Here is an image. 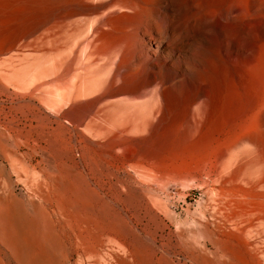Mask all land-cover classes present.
Masks as SVG:
<instances>
[{
    "label": "rangeland",
    "instance_id": "obj_1",
    "mask_svg": "<svg viewBox=\"0 0 264 264\" xmlns=\"http://www.w3.org/2000/svg\"><path fill=\"white\" fill-rule=\"evenodd\" d=\"M179 4L187 5L181 1L175 3L176 6ZM150 6L158 9V14L166 12L163 1L156 0ZM80 10L75 18L50 21L18 37L0 38V210L14 199L27 213L51 215L58 228H76L74 224L61 227V223L66 224L65 213L40 199L39 186H49L59 172L67 174L76 168L90 172L98 165L110 171L109 175L113 174L107 173L106 183L113 185L109 195L116 207L119 205V183L123 182L126 192L123 214L128 219V226L142 234L147 247L155 248L161 264H208L209 257L227 258L225 250L228 248L245 257L239 242L229 235L234 217L226 207L233 203L220 193L222 173L209 163H203L202 148L196 155L192 150L194 141L203 139L209 125L202 123L198 130L199 114L194 113L193 106L191 113H187L181 101L155 132L148 128V122L158 121L156 86L151 81L158 72L153 71H159L161 67L167 84L177 85L179 89L190 87L194 70L182 61L184 55L190 54L192 37L198 39L204 50H209L217 31L209 26L194 33V22L188 15H182L174 19V31L167 33L166 21L160 17L161 28L155 29L154 34H166L175 47H167L166 38L157 47L147 34L138 35L137 21H127L120 29L104 24L102 28L107 29L108 34L100 37V21L113 10L106 5V0H87ZM226 29L229 33V27ZM257 29H260L259 24L255 26V34ZM139 36L147 44L148 65L141 67L136 66L140 59L136 54ZM122 60L125 62L120 64ZM22 72L25 78L19 81ZM137 72L146 76L144 83H124L122 78ZM64 88L66 91L62 93ZM116 88L122 90L114 93ZM56 89L68 95L66 102L60 104ZM54 109L58 110L59 117H55ZM118 123L127 128L124 132L127 144L115 143L109 148L105 146L106 137L103 138L105 131ZM25 133H32V136L26 140L22 137ZM37 134H44L45 138L36 141ZM243 147L238 146L239 150L235 148L233 153L245 154ZM146 148L155 151L153 159L139 155L141 149ZM62 152L73 154L75 163L72 164ZM44 155L61 159L51 166L43 162ZM161 160L168 167H162ZM246 229L249 232L246 233L252 235L249 240L264 250V228ZM214 239L218 240L216 246ZM108 244L105 242L103 247L100 246L97 255L75 251L69 256L70 262L101 264L109 250ZM145 257L149 256L146 254Z\"/></svg>",
    "mask_w": 264,
    "mask_h": 264
},
{
    "label": "bare ground",
    "instance_id": "obj_2",
    "mask_svg": "<svg viewBox=\"0 0 264 264\" xmlns=\"http://www.w3.org/2000/svg\"><path fill=\"white\" fill-rule=\"evenodd\" d=\"M86 1L0 0V38L18 37L38 29L47 22L75 18L80 14V7ZM155 1L106 0V5L113 10L101 19V27H98L99 35L105 37L108 34V30L102 28L104 24L108 25V28L120 29L127 21H137L138 35L147 34L157 47L166 38L167 47L173 48L175 47L173 40L165 37L164 33L154 34V30H160V17H162L166 21L165 31L172 33L175 29L174 19L182 15H188V18L194 22V33H197L198 29L204 31L209 26L217 31L213 47L209 50H204L198 39L192 37L194 43L191 40L190 54L184 55L185 60L182 61L183 65L194 70L190 87L179 89L177 85L175 87L167 84L166 78L161 74V67L160 72L153 71L158 72L151 78L156 86L154 96L157 100L158 121L148 122V128L155 132L157 126L176 110L181 101L184 102L187 113L190 114L194 108V113L199 114L201 119L198 130L202 128V123L209 125L208 132L203 136L204 140L200 138L194 141L192 150L196 155L202 148L203 163L207 165L209 163L212 168L222 173L223 185L220 193L224 194V198L225 195L228 196V200L233 203V206L226 207L232 211L234 217L229 226L232 227L229 235L239 242L245 257L240 254L241 252H234L226 247L227 258L218 260L209 257L208 264H263L264 250L249 240L252 235L247 234L249 232L246 228H264V0H159L165 3L164 14L161 12L158 14V9L156 11L152 6L149 7ZM177 1L185 2L187 5L176 6ZM256 24L260 25L257 34H255ZM226 27H229V33ZM138 41L136 54L140 59H137L136 66H146L148 65L145 56L147 44L140 36ZM124 62L125 60H122L120 64ZM145 77L143 72H137L122 80L127 85H130L129 83L133 85V83H144ZM24 78L25 74L22 72L18 80L23 81ZM65 89L62 93H65ZM58 90L56 89L57 97L62 104L63 101H67L68 95L59 93ZM119 90L122 89L116 88L114 93ZM54 104L58 106L56 101ZM51 106L54 108V105ZM58 113V110H55V117L60 116ZM97 128L100 129L99 126ZM126 130L127 128L121 123L107 128L106 134H103V138L106 137L105 146L111 148L115 143L126 146L124 138ZM204 130L207 131L206 128ZM31 136L32 133L22 134L26 140ZM205 136H208V139H205ZM44 138V134H37L35 140L40 141ZM147 143L148 141L145 144ZM240 145L246 148L245 154L237 151L235 153L238 154H234L233 150L238 149ZM153 151L148 148L141 149L139 155L153 159L155 157ZM53 153L56 154L55 151ZM122 154L125 156L124 152ZM63 155L72 164L75 163L73 154ZM83 157H86L85 153ZM60 159L49 155L43 156V162L51 166L56 165ZM160 164L163 165L162 167L167 165L164 160H161ZM116 168L120 171L119 167ZM106 171L97 165L90 172L77 168L68 171L67 174L59 172L49 186L40 185L39 189L37 188L40 199L56 205L65 213L66 224L61 223V227L74 224L76 228H58L59 225L51 215L27 213L14 199L3 206L0 210V264H73L69 258L73 252L98 254L99 247H103L105 242L109 243V250L103 256L101 264H161L155 248L147 247L142 234L128 226V219L123 214L126 192L122 181L119 183L121 186L118 192L119 205L118 207L114 205L109 195L113 185L106 183V175L107 173L109 175L110 171ZM131 237L132 241H130ZM213 243L216 246L218 240L214 239ZM146 254L148 258L145 257Z\"/></svg>",
    "mask_w": 264,
    "mask_h": 264
}]
</instances>
